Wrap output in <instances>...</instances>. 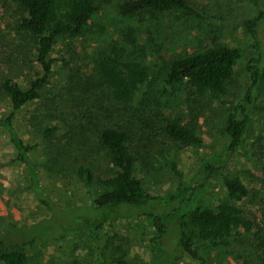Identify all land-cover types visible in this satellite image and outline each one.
<instances>
[{"label": "rangeland", "instance_id": "obj_1", "mask_svg": "<svg viewBox=\"0 0 264 264\" xmlns=\"http://www.w3.org/2000/svg\"><path fill=\"white\" fill-rule=\"evenodd\" d=\"M94 1L97 12L93 19L103 27V33L60 37L51 49L52 71L40 97L13 116L15 133L25 145H33L27 152V164L16 159L8 131L0 124V235L10 226L26 228L39 220L69 225V219L78 216L90 201L77 169L89 168L95 179L114 172L98 141L99 129L114 123L131 131L135 173L155 197L152 215L181 210L196 204L202 195L206 196L204 203L213 206L222 194L221 177L236 176L248 190L241 204L264 233V0H187L192 11L141 19L122 15L118 8L122 0ZM18 17L10 0H0V120L11 109L1 82L11 78L24 88L43 73L35 61V42L19 28ZM250 19L256 23L255 37L245 25ZM109 40L126 44L132 40L134 56L151 70L147 84L125 103L99 88L92 74L93 49ZM212 42L240 51L225 104L192 95L180 86L164 85L169 60ZM248 65L259 69L256 83ZM245 94L250 97L245 105L246 132L241 144L229 150L224 133L226 114L243 103ZM173 115L194 128L204 145H182L170 139L163 132V118ZM45 128L50 130L46 134ZM31 175L51 211L38 200ZM149 209L146 205L126 210ZM154 229L151 216L129 215L98 230H59L26 247L27 264H116L117 258L127 264H152ZM254 230L236 243L197 241L195 245L209 264H256L260 249ZM175 234L171 226L164 236L167 264H196L182 252Z\"/></svg>", "mask_w": 264, "mask_h": 264}, {"label": "trees", "instance_id": "obj_2", "mask_svg": "<svg viewBox=\"0 0 264 264\" xmlns=\"http://www.w3.org/2000/svg\"><path fill=\"white\" fill-rule=\"evenodd\" d=\"M19 11L18 26L33 38L35 61L42 69V75L31 81L24 88L11 78L1 82V90L8 97L11 109L8 115L0 120L8 131L10 141L16 149V159L28 163L27 152L33 145H25L15 133L11 121L15 112L25 104L40 97L42 88L47 83L52 71L53 58L51 49L60 37L68 39L98 36L103 27L93 16L97 12L94 0H10ZM119 12L124 16H144L154 18L159 14L176 11H192L187 0H122ZM258 18V17H257ZM256 19V18H255ZM255 21L245 22L249 33L255 37ZM135 46L132 40L128 44L117 40L103 41L96 45L91 55L92 74L99 88L107 89L115 100L127 102L147 84L150 68L136 59ZM240 56L236 47L212 42L209 46L175 57L167 63L164 85L174 88L183 87L197 96H207L220 104H225L228 83L233 73V66ZM251 80L256 83L259 69L248 65ZM83 84L78 82V86ZM243 103L227 111L224 122V133L229 150L236 149L242 142L246 132L248 115L246 104L248 94ZM50 130L45 128L44 134ZM130 130L123 124L103 126L98 132V141L105 150L114 172L111 175L95 179L89 168L79 167L76 175L84 182L90 201L87 207L69 219V225H59L55 221L39 220L26 228L10 226L0 235V264H27L26 247L36 239L52 236L59 230H98L105 224L114 222L129 215L151 216L155 234L151 238L150 255L152 264H167L169 254L164 236L171 226L175 229L177 244L196 264H209L198 251L195 242L212 245L236 243L245 234L254 235L258 241L256 264H264V233L250 217L241 202L247 197L245 184L236 176H222V194L215 198L213 206H207L202 195L196 204L182 208L165 216L152 215L155 209L154 199L143 187L134 170L135 157L130 147ZM163 132L172 140L182 145L201 147L203 140L194 128L182 122L179 115L163 118ZM175 172L174 164L171 163ZM264 171V165L261 167ZM178 173V172H177ZM32 174V172H31ZM35 194L40 203L49 211L50 203L34 186L35 177L31 175ZM93 185L97 190L92 189ZM150 206L149 210L138 212L126 210ZM124 207H128L125 210ZM255 231V230H254ZM250 238H248L249 240ZM116 264H127L121 258Z\"/></svg>", "mask_w": 264, "mask_h": 264}]
</instances>
